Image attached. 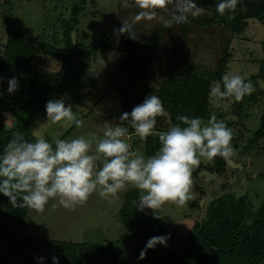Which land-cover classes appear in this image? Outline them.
I'll return each instance as SVG.
<instances>
[{
  "label": "trees",
  "instance_id": "1",
  "mask_svg": "<svg viewBox=\"0 0 264 264\" xmlns=\"http://www.w3.org/2000/svg\"><path fill=\"white\" fill-rule=\"evenodd\" d=\"M88 2L89 0H75L71 4L70 17L63 20L62 24L64 47L41 37H26L14 30L7 31L6 37L0 39V154L14 132L22 133L26 140L34 142L36 117L39 112H45V105L49 100L63 98L67 105H81L89 94L98 91L94 88L95 77H90L87 69L91 59L97 63L99 50L107 48L110 39L97 33L92 34L89 44L72 38V32ZM219 2L220 0H204L201 3V7L205 9L203 15L189 17L188 23L174 24L170 29L163 25L145 38L138 37L134 27L132 38L129 37L130 33H118L119 51L122 55L116 69L109 75L110 83L103 96L111 89L117 91L121 103L120 116L124 112L130 113L134 106L141 104L150 94L158 96L164 108L171 114L170 118H166L170 127L179 123L178 115L200 117L204 121L212 116L210 88L213 82L221 81L228 69L227 65L232 56V39L243 35L249 19H256L264 26V0H240L235 19L231 21L216 12ZM121 26L122 24H119L118 29ZM215 26H219L221 30V47L217 52L218 58L214 68L187 66L178 58L175 64L177 68L171 70L157 84H145L141 88L140 85H135V90L138 89V92L134 91L135 95L122 85V81L127 79L129 74L146 71L151 66L164 34L174 31L177 51L181 54L186 46L190 28L198 30ZM34 59L39 65H58V69L52 73L53 82L40 83L41 70L37 65L34 67ZM261 61L259 74L246 79L251 81L255 91L245 96L241 102L232 103L231 115H235L236 119H224L226 113L223 111L215 115L226 125L241 126L250 133L244 143L240 142L242 133L237 129L232 130L234 150H241L243 155L249 153V148L254 143L264 138V108L258 112L260 125L256 130L246 128L243 123L244 116H247L245 112L256 104L259 95L264 93V88L260 89L257 83L258 79L264 83V59ZM17 70L31 74L21 92L24 94L23 98L14 97L13 93L8 92V79L15 77ZM85 88H88L86 92L83 91ZM6 114L11 117L8 118ZM74 126L65 131L64 135ZM123 126L128 127L130 133H135L127 122ZM167 130L156 126L154 133ZM160 146L157 135L148 137L144 141V155H153ZM227 168L229 167L226 166L225 159L217 156L211 163H200L192 175L197 176V173L204 169L221 176ZM227 180L221 185L220 194L210 196L205 201L203 216L194 222L181 246L162 254H159V250L164 245L148 247L149 241L152 237L171 238L170 232L159 210L153 212L150 209L141 215V211L136 209V203L139 202L137 189L128 193L119 210L124 234L111 241L96 242L46 240L23 235L27 208L12 207L8 198L0 194V246L5 242L9 246L0 258V264H34L33 258L29 256H23L21 260L13 263H10V259L21 249H27L29 252L39 250L41 243H49L53 248L43 264H53V255L58 258V264H121V258L129 244H134V258L149 259V264H264V195L260 205L254 209L247 194L236 195L226 191ZM200 194L202 195L197 199L188 202L190 209L201 210L199 200L209 193L201 189Z\"/></svg>",
  "mask_w": 264,
  "mask_h": 264
},
{
  "label": "rangeland",
  "instance_id": "2",
  "mask_svg": "<svg viewBox=\"0 0 264 264\" xmlns=\"http://www.w3.org/2000/svg\"><path fill=\"white\" fill-rule=\"evenodd\" d=\"M74 1L0 0V39L3 40L6 37L7 31L14 30L26 37H41L59 47H64L62 24L63 20H67L70 17V7ZM90 1L72 32V38L73 40L78 39L89 44L91 43L92 34L97 33L101 37L107 36L110 39L108 47L99 50L97 63L95 64L94 88L98 91L89 94L81 105L69 104L73 107V112L77 118L82 117L84 124L82 127L77 128L75 123H73L72 125H75L74 128L66 135L64 133L70 127L64 128L61 124H51V122L47 121L46 112L38 113L35 133H41L45 138L49 136L46 139L52 144L57 138L68 140L79 136H87L89 133L102 137L106 122L119 124L121 103L117 91L111 89L103 96L110 83L109 75L116 69L122 55L119 51V34L118 31L114 30H118V25L124 21L130 23L131 18L140 9L135 6L133 0H129V3L132 4L131 7H124L123 0ZM203 1L194 0L200 7ZM171 11V6L168 12L158 10L157 19L152 21L142 20L136 23L133 27L137 36L145 38L163 26L164 21L169 19ZM195 29L190 28L186 46L181 54L177 51L178 44L174 31L164 34L157 46L156 55L151 66L146 71L129 74V77L122 81L124 88L130 90L133 94L134 91L138 92V89L135 90V85H140L141 88L145 84H157L171 70L177 68L175 64L178 58H181L187 66L199 65L202 68H214L218 58L217 52L221 47L220 27ZM231 53L232 56L228 62L226 73H237L245 76L246 79L252 75H258L262 64L261 60L264 59V26L256 19H249L248 27L243 35L232 39ZM32 63L34 67L37 65L41 70L40 83H51L54 81L52 73L58 69L56 63L39 65L35 59ZM30 75L29 72L16 71L15 78L18 81V88L13 92L14 97H24L21 92L27 85ZM257 83H259L258 87L260 89L264 88V83L261 79H258ZM87 90L83 89L84 92ZM258 100L256 104L245 112L247 116L243 118L246 128L252 131L256 130L260 125L258 112L264 108V93L259 95ZM220 103L221 107H217L215 100L211 98L212 115H217V113L223 111L226 113L224 119H232L234 121L236 116L231 115L233 101H222ZM224 103L229 105L227 110L223 108ZM6 115H8V118L11 117L9 114ZM156 126L163 130L170 128L165 117H158ZM227 126L233 131L237 129L242 133L243 136L240 142H247L245 139L250 137L248 131L237 125ZM129 135V142L132 144L133 150L144 154V141H141L135 133L129 132ZM234 152L235 154L230 158L232 160L239 158V153L242 151L237 149ZM248 152L243 156L244 168L229 167L221 176L217 174L219 177L217 180L207 181L203 175H200L202 170L197 173V176L192 175L195 199L202 195L200 194L201 189L209 193L199 200L201 210L190 209L188 203L184 207L166 203L160 209H157L171 237L166 242V246L159 250V254L167 250L173 251L181 246L194 222L200 220L203 216L205 201L210 196L220 194V187L227 179L226 191L229 190L236 195L247 194L251 205L254 209H257L264 195V138L254 143ZM201 163L206 164L208 162L202 159ZM132 189L135 188L129 186L126 192H120L117 197L108 199L101 197L98 192H94L86 203L77 205L71 210L59 206L58 202L54 200H49L43 213H37L27 208L22 234L46 240L70 242L114 240L124 234L125 230L121 223L119 210L124 198L127 197ZM201 200H203L202 205ZM54 203L57 204L56 207L52 206ZM149 211L150 209H144L140 214L142 215L143 212L147 213ZM8 247L7 242L0 246V258ZM133 247L134 244L128 245L126 253L121 258V261L123 260L121 264H149V259L134 258ZM52 249L49 243H41L39 250L34 252L21 249L14 253L10 263L21 260L23 256H29L33 258L34 264H43L45 259L50 256ZM41 257H43L42 262L40 260Z\"/></svg>",
  "mask_w": 264,
  "mask_h": 264
},
{
  "label": "clouds",
  "instance_id": "3",
  "mask_svg": "<svg viewBox=\"0 0 264 264\" xmlns=\"http://www.w3.org/2000/svg\"><path fill=\"white\" fill-rule=\"evenodd\" d=\"M240 0H220L216 12L228 21L235 19ZM140 9L131 22H122L118 33L134 35L133 26L142 21L157 19L158 10L168 12L170 18L164 27L188 23L189 17H199L205 9L194 0H133ZM124 7H131L123 0ZM2 79V78H0ZM8 92L18 88V81H8ZM255 88L245 76L227 72L221 81L213 82L209 96L221 107L222 101L241 102ZM229 105L223 104L227 110ZM47 121L68 128L75 123L77 128L84 121L78 119L73 107L63 98L49 100L45 105ZM162 100L150 94L143 102L133 107L130 113L119 117V124L106 122L103 136L89 133L73 139H55L54 147L43 134L34 133V142L14 132L0 154V194L8 198L14 208H28L43 213L49 200L57 201L65 209L83 205L94 192L105 198H115L131 186L139 191L136 209H151L155 212L166 203L184 207L195 199L193 192V170L201 160L211 163L217 156L231 158L235 152L232 145L233 131L223 120L212 115L207 122L200 118L178 115L179 123L167 131L154 133L158 117L170 118ZM130 124L141 141L157 135L160 147L151 156L133 150L129 142ZM94 146V147H93ZM56 207L57 204H53ZM158 218V217H157ZM167 236L152 237L148 247L156 244L166 246ZM53 264L58 258L52 256ZM41 262L43 257L40 258Z\"/></svg>",
  "mask_w": 264,
  "mask_h": 264
},
{
  "label": "water",
  "instance_id": "4",
  "mask_svg": "<svg viewBox=\"0 0 264 264\" xmlns=\"http://www.w3.org/2000/svg\"><path fill=\"white\" fill-rule=\"evenodd\" d=\"M94 70H95V63H94L93 59H91L90 66L87 69L88 75L90 77H94ZM85 89H88V88H85ZM225 162H226L227 167H232V168H241L242 167L240 163H236L234 160H232L230 158L225 159ZM200 175H203L207 179V181L219 179L217 173L209 172L207 170H202ZM202 203H203V200H201V205H202Z\"/></svg>",
  "mask_w": 264,
  "mask_h": 264
},
{
  "label": "flooded vegetation",
  "instance_id": "5",
  "mask_svg": "<svg viewBox=\"0 0 264 264\" xmlns=\"http://www.w3.org/2000/svg\"><path fill=\"white\" fill-rule=\"evenodd\" d=\"M239 156H240L241 158H240V157H239V158L237 157V158L234 159V160H235L236 163H240V164H242V167L244 168V166H243L244 162L242 161L243 158H244V157H243L244 155H243L242 153H239Z\"/></svg>",
  "mask_w": 264,
  "mask_h": 264
}]
</instances>
